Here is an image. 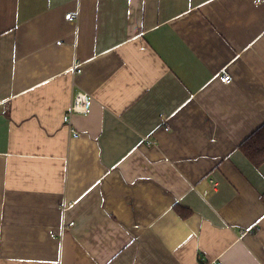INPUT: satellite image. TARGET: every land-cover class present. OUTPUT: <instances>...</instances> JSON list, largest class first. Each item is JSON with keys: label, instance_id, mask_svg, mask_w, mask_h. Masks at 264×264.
Here are the masks:
<instances>
[{"label": "crops", "instance_id": "1", "mask_svg": "<svg viewBox=\"0 0 264 264\" xmlns=\"http://www.w3.org/2000/svg\"><path fill=\"white\" fill-rule=\"evenodd\" d=\"M263 124L264 0H0V264H264Z\"/></svg>", "mask_w": 264, "mask_h": 264}, {"label": "trees", "instance_id": "2", "mask_svg": "<svg viewBox=\"0 0 264 264\" xmlns=\"http://www.w3.org/2000/svg\"><path fill=\"white\" fill-rule=\"evenodd\" d=\"M238 148L253 166H261L264 163V124L251 133Z\"/></svg>", "mask_w": 264, "mask_h": 264}, {"label": "built area", "instance_id": "3", "mask_svg": "<svg viewBox=\"0 0 264 264\" xmlns=\"http://www.w3.org/2000/svg\"><path fill=\"white\" fill-rule=\"evenodd\" d=\"M65 18L67 20H72L77 18V14L75 13H69L65 16ZM74 70L75 72H80V70L78 69V66L75 65L74 66ZM220 81L224 84H227L231 81V77L230 75L226 72L225 69L221 70L220 73ZM90 97L88 94L83 93V92H79L76 95H74V97L72 98L71 101V105H70V109H69V113L70 115L75 114V113H85L87 111V105L89 103ZM67 120V119H66ZM167 129V128H166ZM72 135H74V137L78 136V133L74 130H71ZM142 141L146 142L147 145H152V143L145 137L142 139ZM214 189L216 187V184H212L211 185ZM216 264H222V263H216Z\"/></svg>", "mask_w": 264, "mask_h": 264}]
</instances>
